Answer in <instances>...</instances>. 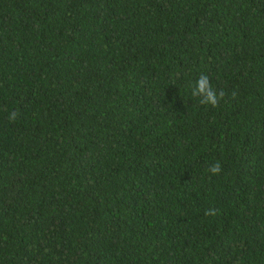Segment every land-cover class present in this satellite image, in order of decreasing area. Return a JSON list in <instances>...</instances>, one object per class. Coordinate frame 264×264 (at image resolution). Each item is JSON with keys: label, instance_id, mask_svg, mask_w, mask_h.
Segmentation results:
<instances>
[{"label": "trees", "instance_id": "1", "mask_svg": "<svg viewBox=\"0 0 264 264\" xmlns=\"http://www.w3.org/2000/svg\"><path fill=\"white\" fill-rule=\"evenodd\" d=\"M0 264H264V0H0Z\"/></svg>", "mask_w": 264, "mask_h": 264}, {"label": "clouds", "instance_id": "2", "mask_svg": "<svg viewBox=\"0 0 264 264\" xmlns=\"http://www.w3.org/2000/svg\"><path fill=\"white\" fill-rule=\"evenodd\" d=\"M192 95L203 97L202 103L215 106L223 98L224 93L222 91L217 92L211 85L207 75H200L195 82V91ZM16 113H12L9 119L15 120ZM211 174L215 175L221 171V165L219 163L214 164L209 170Z\"/></svg>", "mask_w": 264, "mask_h": 264}]
</instances>
